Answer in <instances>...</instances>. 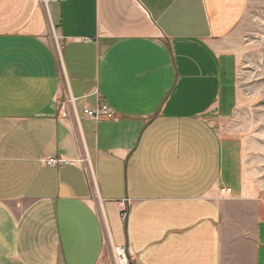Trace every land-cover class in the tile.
Returning a JSON list of instances; mask_svg holds the SVG:
<instances>
[{
	"label": "crops",
	"instance_id": "obj_1",
	"mask_svg": "<svg viewBox=\"0 0 264 264\" xmlns=\"http://www.w3.org/2000/svg\"><path fill=\"white\" fill-rule=\"evenodd\" d=\"M246 7L0 0V264H264L258 189L213 122L239 103ZM101 102L114 119L84 116Z\"/></svg>",
	"mask_w": 264,
	"mask_h": 264
},
{
	"label": "rangeland",
	"instance_id": "obj_2",
	"mask_svg": "<svg viewBox=\"0 0 264 264\" xmlns=\"http://www.w3.org/2000/svg\"><path fill=\"white\" fill-rule=\"evenodd\" d=\"M230 45L239 60V103L232 115L213 122L229 143L237 145L245 174L258 189L264 209V0H247Z\"/></svg>",
	"mask_w": 264,
	"mask_h": 264
},
{
	"label": "built area",
	"instance_id": "obj_3",
	"mask_svg": "<svg viewBox=\"0 0 264 264\" xmlns=\"http://www.w3.org/2000/svg\"><path fill=\"white\" fill-rule=\"evenodd\" d=\"M68 0H40V2L48 6L52 2H65ZM78 116V114H77ZM84 116L95 121H102L106 119H114V112L103 102L99 103L95 108H87L84 110ZM61 160L49 158L46 160V164L50 166H56ZM121 219L126 222L128 219V208L125 206L121 212ZM113 253L116 264H132L131 256L126 247L113 246Z\"/></svg>",
	"mask_w": 264,
	"mask_h": 264
}]
</instances>
